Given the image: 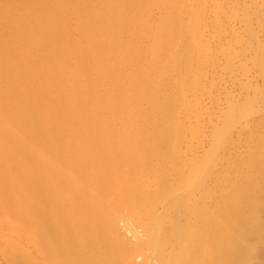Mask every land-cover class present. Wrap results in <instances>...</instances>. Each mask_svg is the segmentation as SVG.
I'll return each instance as SVG.
<instances>
[{
  "label": "rangeland",
  "instance_id": "obj_1",
  "mask_svg": "<svg viewBox=\"0 0 264 264\" xmlns=\"http://www.w3.org/2000/svg\"><path fill=\"white\" fill-rule=\"evenodd\" d=\"M123 216L264 264V0H0V264H137Z\"/></svg>",
  "mask_w": 264,
  "mask_h": 264
},
{
  "label": "bare ground",
  "instance_id": "obj_2",
  "mask_svg": "<svg viewBox=\"0 0 264 264\" xmlns=\"http://www.w3.org/2000/svg\"><path fill=\"white\" fill-rule=\"evenodd\" d=\"M145 218L148 219V215L144 214ZM122 217H120L117 221V227H118V223L120 221ZM128 219H131V220H134V218L132 217H128ZM137 221V220H136ZM139 223V222H138ZM140 224V223H139ZM141 225V224H140ZM142 227V226H141ZM143 229V227H142ZM144 230V229H143ZM118 231H119V234L121 235V232H120V229L118 227ZM145 233V237H146V240H144L143 242L141 243H137L134 245L135 249L137 250H142V253L140 254H137L135 257H134V260L137 264H146V263H149V264H157V261L155 259V256L157 255V253H159L161 250H162V247H163V241L157 236H153L149 241H148V236H147V233L146 231H144ZM181 232V230L179 228H177L175 234H179ZM111 232H109L110 234ZM121 237L129 242L128 240H126L122 235ZM131 243V242H130ZM134 244V243H133ZM150 247V249H149ZM116 249H118V251H123L124 250V247L121 246V245H117L116 246ZM143 253L147 254V256L143 257ZM27 255L29 256L30 255V251H27ZM142 256V261L141 262H137V258Z\"/></svg>",
  "mask_w": 264,
  "mask_h": 264
},
{
  "label": "built area",
  "instance_id": "obj_3",
  "mask_svg": "<svg viewBox=\"0 0 264 264\" xmlns=\"http://www.w3.org/2000/svg\"><path fill=\"white\" fill-rule=\"evenodd\" d=\"M118 227L120 229L121 235L131 243L137 244L146 240L145 232L142 229L141 225L138 221L128 219L127 216H123L119 223ZM147 256V254H143V257ZM142 261V256L137 258V262Z\"/></svg>",
  "mask_w": 264,
  "mask_h": 264
}]
</instances>
